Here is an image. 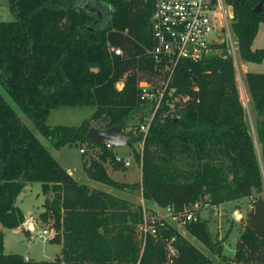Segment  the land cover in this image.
I'll use <instances>...</instances> for the list:
<instances>
[{"label": "trees", "instance_id": "1", "mask_svg": "<svg viewBox=\"0 0 264 264\" xmlns=\"http://www.w3.org/2000/svg\"><path fill=\"white\" fill-rule=\"evenodd\" d=\"M233 8L232 31L241 59L261 62L264 49L251 48L262 10L261 0H226ZM13 20L0 21V264H166L165 242L173 239L172 264H218L176 227L165 224L159 237L147 235L142 246L136 226L140 205L78 182L51 155L25 123L55 149L92 141L90 127H116L133 135L128 141L141 167L140 182L112 179L104 166L123 168L104 146L85 156L87 176L108 186L141 189L146 202L180 212L198 200L211 206L251 197V207L232 260L264 264V179L254 138L237 89L231 56L218 55L192 63L181 59L171 86L191 99L176 117L158 116L146 135L125 130L140 110L138 81L149 78L153 60L150 16L153 0H7ZM94 7L103 18L86 8ZM97 21V22H95ZM121 49L115 55L110 47ZM256 114V135L264 164V72L245 74ZM123 86L117 88V83ZM197 86V91L192 88ZM91 106L93 113L78 125H50L53 108ZM143 141L139 152L135 145ZM84 155V154H82ZM29 182H40L45 198L41 215L52 216L62 244L53 260L5 254L2 227L20 226L25 217L16 198ZM207 249L221 255L207 222L199 215L185 225ZM224 258V257H223Z\"/></svg>", "mask_w": 264, "mask_h": 264}, {"label": "built area", "instance_id": "2", "mask_svg": "<svg viewBox=\"0 0 264 264\" xmlns=\"http://www.w3.org/2000/svg\"><path fill=\"white\" fill-rule=\"evenodd\" d=\"M233 16L232 5L226 0H153L150 16L153 45L149 52L154 67L149 78H142L138 81L140 110L136 113L138 123L135 129L142 132L143 137L156 116L160 119L167 116L176 117V111L191 99V94L176 93L175 88L171 86L174 70L179 60L184 59L197 63L215 55L236 56L237 39L231 28ZM110 51L115 55L122 54L118 47L112 46ZM116 86L121 88L123 81L118 82ZM197 89V86L192 88L193 91ZM138 144V151L141 152L143 141ZM103 146L111 151L115 161L128 166V158L119 155L114 146L110 143ZM100 147L102 146L93 143H83L79 151L88 158L101 152ZM262 195L264 197V189ZM140 207L141 220L136 226V231L143 246L147 235L159 237L162 226L165 224L173 226L170 221L185 226L196 220L200 209L214 206L206 200H198L185 206L180 212H175L171 206L163 207L170 221L165 220L157 212V207L160 206L154 202H151L149 206L142 201ZM27 222L29 225L34 224L33 219ZM28 230L35 233V236L47 240L57 234L46 227L38 231L33 228ZM163 240L166 264H172L177 253L172 245L173 239L163 238Z\"/></svg>", "mask_w": 264, "mask_h": 264}, {"label": "rangeland", "instance_id": "3", "mask_svg": "<svg viewBox=\"0 0 264 264\" xmlns=\"http://www.w3.org/2000/svg\"><path fill=\"white\" fill-rule=\"evenodd\" d=\"M88 5V4H87ZM88 8L94 12L96 10L94 7L88 5ZM100 12V11H99ZM101 18H103L102 13ZM14 16L9 10L8 2L7 0H0V21H10L13 20ZM261 29H264V24H262ZM261 37L263 36V33L260 34ZM235 57L232 56L233 62H236V64L239 63V57L237 56V51H235ZM235 64V63H234ZM235 64V65H236ZM264 66V64H263ZM238 68V65H237ZM264 68V67H262ZM235 70L236 66H235ZM237 72V71H236ZM236 83L238 87L240 86V81L236 79ZM0 92L3 94V96L10 101L8 95L0 85ZM94 108L91 106H83V107H59V108H53L51 109V112L48 116L47 122L50 125H78L80 124L84 119H88L91 114L93 113ZM138 115L133 116L129 121L127 128L135 130V126L138 123ZM248 120V119H247ZM25 123L27 126L34 131L36 136L40 139V141L43 143V145L50 149L56 156V159L63 164L64 166H67L71 168L73 175L80 181V182H87V183H97L100 188L106 189V185L94 180H91L86 172L83 169V157H85V154L82 155L79 151V146L75 144L71 145H65L62 147L59 151H56L54 147L50 144L49 140L45 138L43 135H41L34 127V125L31 123V121L28 118H25ZM249 127H251L250 122ZM135 149L139 150V144L135 145ZM115 150L118 151V153L124 157H128L129 164L126 167L125 170L118 169L115 172H112L110 170V174L113 178L117 180H124L127 182V185L136 184L140 182L141 177V167L140 164L135 160V158L132 155V149H129V145L126 144L124 146L115 147ZM259 161H260V167L264 179V164L261 161L260 158V152L257 148ZM95 153V152H94ZM96 154V153H95ZM105 168H113L112 165H108L107 163H104ZM124 167V166H123ZM114 169V168H113ZM108 186V185H107ZM110 187L113 191H115L117 194H121L119 192L121 189H117L111 186ZM264 188V186H263ZM125 193L124 196H126L133 205H137L139 198V189H133L131 186L124 187ZM123 190V189H122ZM52 193L48 192L44 194L41 190V183L40 182H29L27 185L24 186V188L21 190V192L18 195V199L16 202V205L19 206L24 213L29 214L28 220L32 221V219L37 222L34 223V229L35 230H41V228H50L55 233H57V229L55 227V220L52 216H45L41 215V212L44 209L43 202L45 198H51ZM246 201V200H245ZM150 204L151 202H147ZM234 208H247L246 202H238L235 204H227L224 203L222 205H217L214 207L209 208H202L198 211V215L201 219L206 220L207 226L209 228L211 237L214 242L217 243V246L221 248V255L214 254L211 252L207 247H205L199 240H197L195 237H193L191 234H189L185 228L184 225H179L176 222L170 221V223L176 227L183 235L195 246H197L203 253L210 256L212 259H214L218 264H243V263H236L232 260L236 243L234 240V236H239L240 233L244 229L245 225V218H234L232 216V209ZM31 214V215H30ZM19 235L17 236L16 244L21 249L27 250L29 247L30 255L36 259V260H46L53 256H55V252L58 250L57 243H51L49 240L40 238L38 236H35V233H32L33 237L29 240L28 237L25 235V231L23 228H20ZM9 231L7 229H4L5 236H8ZM22 236L25 237L22 239ZM239 238V237H238ZM237 238V240H238ZM12 240V238H11ZM15 241V240H14ZM26 252V251H23ZM224 257V258H223ZM69 264V263H67Z\"/></svg>", "mask_w": 264, "mask_h": 264}, {"label": "crops", "instance_id": "4", "mask_svg": "<svg viewBox=\"0 0 264 264\" xmlns=\"http://www.w3.org/2000/svg\"><path fill=\"white\" fill-rule=\"evenodd\" d=\"M262 24H264L263 22H260L259 25H258V31H257V34L256 36L254 37L253 41H252V44H251V48L253 50L255 49H264V37H261L260 34L261 32L263 33V36H264V29H261L262 27ZM237 56L240 58L239 56V53L237 52ZM239 63L236 64V62H234V67L236 66V69L235 70V77L236 79H238L240 81V86L238 87L237 85V89H238V93H239V98H240V101L245 109V113H246V119H248L247 121L250 122L251 124V127L250 128V131H251V134L254 138V142H255V145L256 147L259 149V144H258V140H257V135H256V123L257 121L259 120V117L257 116L256 114V111H255V108H254V104H253V100H252V97L250 95V92L248 90V86H247V83H246V77H245V74L248 73V72H264V67L263 64H264V59L261 61V62H251V61H245L243 59H239ZM237 65H238V68H237ZM237 71V72H236ZM51 112V111H50ZM50 114V113H49ZM49 116V115H48ZM48 119V118H47ZM249 124V123H248ZM64 147V146H62ZM62 147L58 148V149H55L56 151H59ZM129 149L131 150V148L129 147ZM49 152L51 153V155L56 159V156L55 154L50 150L48 149ZM116 151V150H115ZM118 153V151H116ZM119 154V153H118ZM120 155V154H119ZM132 155H133V151H132ZM122 156V155H121ZM124 157V156H123ZM134 157V156H133ZM125 158H128V157H125ZM86 158L83 157V160H85ZM57 160V159H56ZM58 161V160H57ZM58 163L64 167L67 172L69 174H71L78 182H80L74 175H73V172L71 170V168L67 167V166H64L63 164H61L59 161ZM123 164V163H122ZM109 165V164H108ZM124 166V165H123ZM127 166H124L123 168H121L122 170H125ZM84 169V167H83ZM107 173L108 175L114 179L115 181L117 182H122V183H131V182H127V181H124V180H117L115 178H113L110 174V170L112 172H115L117 171L118 169H113V168H107ZM85 171V170H84ZM141 178V177H140ZM91 179V178H90ZM93 180V179H91ZM96 181V180H94ZM99 182V181H97ZM80 183H84L86 185H89L91 187H94V188H99V189H102V190H105L107 192H110L112 193L113 195L117 196V197H123V198H126L128 199L126 196H124V193H125V190L126 189H121L119 192H121V194H117L115 191H113L110 187H108L106 184V189L104 188H100L98 186L97 183H87V182H80ZM102 183V182H100ZM104 184V183H103ZM27 185V184H26ZM141 190L139 189V195H138V198H139V201L137 203V205H142V201L144 204H147V205H151L148 204L141 196ZM17 199H18V196L16 198V202H17ZM129 200V199H128ZM246 200V201H245ZM238 202H246L247 203V208L244 209V208H234L232 209V214L234 213L235 210H239L242 217L245 218V223H246V218H247V213L249 212L250 210V207H251V197H246V198H241V199H238V200H235V201H230L228 202L227 204H235V203H238ZM18 208L22 211L24 217H25V220L24 222L20 225V226H17L15 228H5V227H2V231H3V247H4V253L5 254H18V255H21L24 259H33V260H36L34 259L31 255H30V251H29V247L27 248V250H24V249H21L19 246H17V244L15 243L16 240H17V236L19 235V232L20 231V228H23V230L25 231V235L26 237H28V239L30 240L33 235H32V232L29 231L28 229L30 228H33L34 229V224L33 225H29V223L27 222L28 220V217H29V214L27 213H24L23 210L18 206ZM44 210V209H43ZM42 210V211H43ZM40 211V212H42ZM157 212L164 217L165 220L169 221L167 215H166V211L163 207H157ZM31 215V214H30ZM241 217V218H242ZM34 223L36 224L37 222L34 221ZM4 229H7V231H9L8 233V236H5L4 234ZM183 234V233H182ZM241 234V233H240ZM240 236V235H239ZM239 236H234V240H235V243L237 241V238ZM12 238V240H11ZM25 237L22 236V239H24ZM15 240V241H14ZM57 246L59 247L58 250L55 252V256L49 258V259H46V260H53L55 257L59 256L61 254V250H62V244H58L57 243ZM23 251H26V252H23ZM36 261H40V260H36Z\"/></svg>", "mask_w": 264, "mask_h": 264}, {"label": "water", "instance_id": "5", "mask_svg": "<svg viewBox=\"0 0 264 264\" xmlns=\"http://www.w3.org/2000/svg\"><path fill=\"white\" fill-rule=\"evenodd\" d=\"M86 8H88V5H86ZM253 10L256 13L261 12L262 0L257 3V5L254 7ZM94 11L99 16V18H101L100 12L98 10H94ZM260 119L261 118L259 117V120ZM86 137L90 139L92 143L97 146H103L106 143H110L114 147H120L126 145L129 140L133 139L134 136L127 133H123L122 131L118 130L116 127H112L105 130L96 127H90L86 133ZM232 216L234 218H239V219L242 217L239 210H235Z\"/></svg>", "mask_w": 264, "mask_h": 264}]
</instances>
